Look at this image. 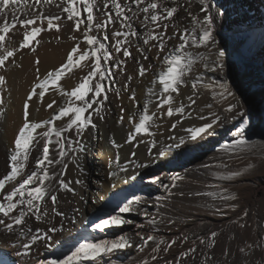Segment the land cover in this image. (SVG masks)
I'll return each instance as SVG.
<instances>
[{
    "label": "snow or ice",
    "instance_id": "obj_1",
    "mask_svg": "<svg viewBox=\"0 0 264 264\" xmlns=\"http://www.w3.org/2000/svg\"><path fill=\"white\" fill-rule=\"evenodd\" d=\"M21 2L31 9V12L23 11V19H19L21 9L18 5ZM51 3L52 0H43V4ZM78 5L82 6L83 12L86 13L85 18H81ZM37 6H41V0H35L34 3H30L29 0H0V21H2L0 22V53H2L0 54V68L6 66V61L10 57H14L16 51L30 47L31 41L41 33L40 26H30L36 25L38 20L41 23L46 20L47 29L56 28L59 31L60 25L54 24V21L61 20L65 13L66 19L73 23V31H79L86 19L87 26L83 31V40L87 43L88 49L81 53L79 43H77L69 52L66 63L54 72H48L43 81L33 87L23 105V124L14 139V146L7 150L9 171L0 177V230L13 241L9 246L15 250V256L20 264H33L32 249L37 245V242H41L50 251V242L54 240L53 234L63 231L67 213L60 209L61 201L58 198L60 193H70L73 197L78 196L79 201L87 203L85 196L79 194L73 186L74 184L78 185L81 190H86L87 187V172L82 165V155L86 150L84 133L89 128H96L93 123V115L104 119L101 113L105 109V102L109 99L107 93L115 92L119 97V91L111 86L115 83L116 75L113 69L122 72L126 61L117 59L116 56L122 53L124 58L135 59L130 51L133 45L136 52L145 61L149 60L147 53L152 48H157L156 60L161 63V70L154 73L152 87L147 89V93L156 98L157 111H160L165 105L168 106L166 112H160L161 117L176 115L183 118L185 116L184 104L181 103L178 107H173V94L179 95L180 87L187 86L189 81L193 94L203 85L212 89L214 99L219 97L228 103L220 112L213 111L212 104L205 105V108L209 110L208 114L197 115L196 118L206 122L202 126L185 129L187 135H181L178 138L170 136L168 139L174 141L173 143L157 142L152 139L148 146L149 159L144 162L128 160L122 166L117 154L115 159L117 170L108 172L109 180L119 179L125 184L135 181L140 169L157 164L170 156L174 150H179L189 143L198 142L206 135H214L216 128L236 120H240L241 126H236L230 131L231 139L223 142L218 151L229 156H240L246 153L264 154V140L257 143L259 138H250L247 135L248 130L242 127L246 121L251 126V118L244 102L231 88L230 81L220 77L211 79L208 84H205L203 74H197L195 78L190 76L197 63L202 64L204 72L216 74L226 72L227 46L224 39L220 37L226 12L218 4H215L214 0H66V6L62 7L60 14L47 16L43 11L37 13ZM57 7L59 8L61 5L58 4ZM194 8L198 10L194 11ZM181 10L186 13V16L179 17V21H186L183 24L174 19ZM9 14H11L10 22ZM136 22L140 25L139 29L134 27ZM17 23L25 29L23 40L17 49H8L6 40L10 41L11 39L8 34ZM116 25L118 28L111 31L112 39L109 41V28ZM261 27H264V22L261 23ZM170 28L172 29L171 34H169ZM251 29L252 24L246 19L234 21L229 28L232 33L231 38L241 56L248 44L247 33ZM93 32L96 35L90 34ZM101 33H103L102 36ZM70 39L76 40L77 38L70 36ZM200 48L206 49V52L190 51V49ZM31 50L35 51V48H31ZM89 58H92L91 70L81 79L80 83L70 92L59 89L62 97H68L66 103L62 106L53 99L47 105L48 109H53V106L56 105L54 110L56 114L49 120L30 121L29 101L33 99V96L42 102L49 85L56 86L66 71H71L74 66L79 67L81 62L87 61ZM110 61L111 64H109ZM136 63L139 66L140 77H144L154 66L151 63L145 66L139 60ZM132 79V76L127 77L128 82ZM5 84L6 78L0 75V86ZM157 84L159 85L158 91L156 90ZM127 87L126 83L125 88ZM37 88L40 89L39 92H37ZM129 99L135 101L134 90H132ZM187 99L190 101L188 108H191L196 101L192 96H188ZM2 104L3 99H0V105ZM93 105L96 107L94 108ZM148 109L149 103L146 102L141 112L133 113L134 116H139V122L135 124L134 132L154 137L155 134L150 128L154 123L153 117L156 116V112L149 114ZM120 111L123 114L124 109L121 108ZM200 112L203 113L204 108L200 109ZM3 115H5L4 109L0 107V116ZM187 115L191 116L192 113L188 112ZM64 118H68L67 123L62 127H57L55 121ZM129 119L131 121L132 117L130 116ZM122 121L123 115L119 122ZM179 123H181L180 119L171 127L176 128ZM45 127V131L37 133L38 129ZM134 138V135L129 133L126 142L131 143ZM110 142L113 147H120L114 139ZM153 149L156 151L154 152ZM135 155L133 151L132 156ZM70 164L77 169V176L74 180L65 179ZM129 164L132 166L131 170ZM253 167L254 165L249 164L243 170L230 171L227 170L228 165L223 160H219L215 164L202 163L200 168L208 170L207 174L216 182L206 184L207 190L190 191L187 195L205 198L201 207L213 209L216 214H223L221 213L222 208L235 210L237 205L229 202L235 201L237 194L224 186L223 182L241 177ZM109 168H112L111 163ZM213 168L227 171H213ZM130 171L131 174H129ZM187 171L185 169L184 173L168 175L167 182H163L165 178L162 176L151 177L149 182L157 184L163 190V194H157L154 198L149 197L146 200L128 199L118 205L117 210H114L113 213L108 214L105 218H100L91 225L92 232L103 233L112 228L123 229L126 225L136 224L130 218L136 215L142 218V222L136 224L134 232L121 231L112 238L85 239L63 253L61 257L41 259L35 264H105V261L108 264H124V261L118 260L117 253L129 249L144 253L149 245H151L150 252L135 264H153V262L159 264L158 258L163 259L178 240L182 245L189 241L190 236L181 234L173 237L171 241L159 236L160 226L172 225L175 221L161 215L159 211L151 213L147 207H142V205H149L159 210L165 208L173 197H184L186 195L184 191L174 190L179 188V182L185 179ZM122 173L123 175H121ZM8 185H11V189L5 191ZM112 187H115V184ZM72 211L74 214L79 213L80 208H73ZM13 213L15 214L13 215ZM247 216L248 210L245 209L242 216L232 220L231 223L243 228L245 224L241 223V220ZM57 217L61 218L58 222H56ZM33 220L37 225L45 227L33 229ZM145 228L148 229L147 235L144 232ZM218 235V231L211 230L208 236H198L199 244L203 246L199 252L196 239H193L192 247L180 252L175 257V264H188V258L195 261L197 255L201 257L200 264H214L209 253L215 246V238ZM255 247L261 251L260 257H253L254 246L251 244L239 248V252L244 257L241 264H264V248L261 245ZM223 255L227 258L228 251L225 250ZM0 264H7V262L0 261ZM163 264H174V262L173 260H163Z\"/></svg>",
    "mask_w": 264,
    "mask_h": 264
},
{
    "label": "bare ground",
    "instance_id": "obj_2",
    "mask_svg": "<svg viewBox=\"0 0 264 264\" xmlns=\"http://www.w3.org/2000/svg\"><path fill=\"white\" fill-rule=\"evenodd\" d=\"M29 2L34 3L35 0H29ZM256 2L264 8V0H256ZM214 3L218 4L220 8L226 12L223 28L220 30V37L224 39L228 52V55L225 57L227 61L226 72L221 74L204 72L202 64L197 63L190 76L191 78H195L197 74H203L205 76V84H208L210 80L214 78L223 77L229 80L231 88L244 102L249 117L251 119L252 117L258 118L259 114L264 116V107L258 106L259 101L264 98V51H260L259 49L261 44L264 43V31H260L262 28H257L251 30V33H247L249 37L248 44L246 45L243 56H241L231 38L232 33L229 28L233 25L234 21L238 20L246 19L251 23V18L248 19V16L245 17L244 14H240L238 10L234 9L231 4L228 3V0H214ZM58 4H60L61 7L58 8ZM41 6L36 7L37 13L43 11L46 16L60 14L62 12V7L66 6V0H52L51 4H43V0H41ZM18 7L21 9L19 19L24 18L23 11L31 12V9L24 6L22 2ZM78 7L81 11V18H85L86 13L83 12L82 6L78 5ZM195 10L198 9L194 8V11ZM232 14H237L238 20L230 18ZM180 16H186V13L181 10L174 19L181 24L185 23L186 21H179ZM10 21L11 14H9V22ZM54 24L60 25L59 31H57L56 28L51 30L47 29L46 20L43 21V23L38 20L36 25L30 26H40L42 29L41 33L31 41L30 47L16 51L14 57H10L9 60L6 61V66L0 68V75L6 78V84L0 86V99H3V104L0 105V107H2L5 112V115L0 116V177L9 171L7 168V150L14 146V139L18 134L19 128L23 124V105L25 100L31 93L33 87L43 81L48 72H54L59 69L61 65L66 63L69 52L79 41L77 40L78 37L83 36V31L85 29L84 25L87 26L85 19V23L81 25L80 30L73 31V23L66 19V13L63 14L61 20L54 21ZM134 27L139 29V23H134ZM115 28H118V25L109 28V41L112 39L111 31L115 30ZM24 31L25 29L17 23L8 34L11 39L10 41L6 40V47L8 49H17L23 40ZM171 31L172 29L170 28L169 34H171ZM90 34L96 35L95 32ZM100 35L102 36L103 33ZM70 36H74L77 39H70ZM140 43L141 47H143L142 42ZM31 48H35V51H32ZM87 49L88 48H79V51L82 53ZM130 51L132 57L135 59L131 57L124 58L122 53L116 56L117 59H125L126 62L122 72L113 69L116 75L114 77L115 83L111 86L117 89L120 94L121 92H127L128 95H131L132 90L135 91V94L140 99L139 106L135 109L136 113L143 110V106L146 102L150 105L151 100H155V105L149 106L148 111L149 114L156 112V116L153 117L154 123H152L150 128L155 135L154 137H150L146 134L135 135L134 130H131L130 133L134 135L135 139L131 143L126 142L129 131L125 129V125L122 126L118 121V115L119 112H121L120 109L124 106V101L121 100L120 97H117L115 92L107 93L109 99L105 102V109L101 113L104 119H100L99 116L93 115V123L96 125V128H89L84 133L83 139L86 150L82 155V165L87 172L86 190H81L78 185H73L79 194L85 196L87 203L79 201L78 196L73 197L70 193L59 194L58 198L61 201L60 209L67 213V219L64 220L63 231L53 234L54 240L50 242V251L46 249L41 242H37V245L33 246V254L31 257L33 264L41 259L59 258L63 253L69 251L73 246L85 239L112 238L121 231L134 232L136 230V224L142 222V218L136 215L130 217L136 224L126 225L123 229L112 228L103 233L98 231L92 232L91 225L100 218H105L108 214L113 213L114 210H117L118 205H121L128 199L139 198L141 200H146L149 197L154 198L157 194H163V190L157 184L149 182L151 177L162 176L165 178L163 182H167L168 175L172 173H184L185 169L188 170L187 173H185V179L179 182V188L174 190L184 191L186 193L184 197H173L165 208L159 210L149 205H142V207H147L148 211L151 213L159 211L161 215L175 221L172 225L165 224L160 226L159 236L169 241H171L173 237L180 236L181 234L190 236L189 241L182 245L178 240L163 259L158 258L159 264H163V260H173L175 264V257L180 252L192 247L193 239H196L199 252L203 246L199 244L197 237L200 235L208 236L211 230L219 232V235L215 238V246L209 253L213 258L214 264H217V262L218 264H241L244 257L243 254L239 252V242L243 237V232L239 225L232 224L231 221L242 216L245 209L248 210V216L241 220V223H249V233L251 237L249 244L254 246L253 257H260L261 251L255 246L261 245V247L264 248V178L241 176L232 181L223 182L224 186L237 194V199L229 202L231 204H236V209L231 210L222 208L221 213L223 214H216L213 209L201 207L205 198L189 197L187 195L190 191L207 190L205 188L206 184L216 182L207 174L208 170L200 168L202 163L208 162L215 164L219 162V160H223V162L228 165L227 170L234 171L238 166L236 163L238 160L248 157L251 154H260L246 153L240 156H229L228 154L218 151L223 142H227L231 139L230 131L236 126H241L240 120L222 125L216 128V133L214 135H206L204 139L198 142H192L179 150H174L170 156L159 161L157 164L140 169L139 175L135 181L125 184L119 179L109 180L107 178V174L110 170H117L115 163L117 154L120 157L122 166L125 161L128 160L144 162L149 159L148 146L152 139H155L157 142L173 143L174 141L168 139L170 136L178 138L181 135H187L184 131L185 129L202 126V124L206 122L196 118L197 115L208 114L209 110L205 108V105L212 104V110L216 112H220L223 107L227 106L226 102L222 101L219 97L214 99L212 96V89L204 87L203 85L193 94L191 82L189 81L187 86L180 87L179 95L173 94V107H178L181 103L184 104L185 116L183 118L176 115L173 117H161L160 112H166L168 106L165 105L160 111H157L156 98L147 93V89L152 87L151 82L154 79V73L161 70L160 61L155 60L157 49H153L147 53L149 56V60L147 61L140 57L139 53L134 49V45L130 48ZM190 51L206 52V49H190ZM234 54H236V57H233ZM137 60L145 66L149 63L154 65L150 71H148L144 77H140L139 80V66L136 63ZM233 60L235 61L234 63L232 62ZM37 61L39 62L37 63ZM109 64H111V61ZM91 65L92 58H89L87 61L81 62L79 67L74 66L71 71H66L56 86L49 85L48 91L42 102L36 96H33V99L29 101V120L41 122L51 119L52 116L56 114L54 111L56 105L53 106V109H48L47 105L55 99L58 104L63 106L68 100V97H62L59 89L70 92L91 70ZM37 69H39V72H37ZM128 76L133 77L130 82L127 80ZM229 76H232V78ZM126 83L128 84L127 88H125ZM156 90H159L158 84L156 85ZM39 91L40 89L37 88V92ZM188 96H192L196 101L191 108H188L190 103L187 99ZM249 102H253V106H250ZM120 103H122L121 106ZM93 107L95 108L96 105H93ZM202 108H204L203 113L200 112ZM188 112H191L192 115L188 116ZM178 119L181 120V123L177 124L176 128H172L171 125L176 123ZM67 120L68 118H64L63 120L55 121V124L57 127H62L67 123ZM242 127L247 130L250 128L247 121ZM45 130L46 127L38 129L37 133ZM69 135H71V133H69ZM247 135L250 138H259L257 143H259L260 140H264V134H253L250 129L247 131ZM112 139H114L120 147H113L110 142ZM140 141L143 142L141 143ZM211 142H213L212 146ZM133 151L136 154L135 156H132ZM153 151L155 152L156 149H153ZM33 155H35V153H33ZM90 162L94 164V169H91L89 166ZM110 163L112 164L111 169L109 168ZM128 166L131 170V164ZM212 170L227 171L216 168ZM129 174H131V171ZM121 175H123V173ZM76 176L77 169L74 165L70 164L65 179L74 180ZM113 184H115V187H112ZM10 189L11 185H8L5 191ZM68 201H71V203H68ZM77 207L80 208V212L74 214L72 209ZM14 214L15 213H13V215ZM73 216H75V219H73ZM60 219V217H57L56 222ZM32 226L33 229L36 227H45L44 225H37L34 220ZM57 226H59L58 223ZM144 232L147 235L148 229L145 228ZM12 242L11 239H8L7 234L0 230V261H6L7 264H20L18 258L15 256V250L9 246ZM150 248L151 245L145 249L144 253L129 249L125 252L117 253V257L118 260L124 261V264H135L136 261L147 256L150 252ZM225 250L229 253L227 258L223 255ZM200 261L201 257L199 255H197L195 261L188 258V264H200ZM105 264H108V262L105 261ZM153 264H156V262H153Z\"/></svg>",
    "mask_w": 264,
    "mask_h": 264
},
{
    "label": "rangeland",
    "instance_id": "obj_3",
    "mask_svg": "<svg viewBox=\"0 0 264 264\" xmlns=\"http://www.w3.org/2000/svg\"><path fill=\"white\" fill-rule=\"evenodd\" d=\"M228 3L231 4V6L234 9L238 10L240 14H244L245 17L248 16V19L251 18V20H252V22L250 23V24H252L251 30H253V29L255 30L257 28H259V29L262 28L260 31H264V27L260 26L261 25L260 23L264 22V8L260 4H258V2H256V0H228ZM247 3H250V4H247ZM230 18L238 20L237 14H232L230 16ZM84 27L86 28V25H84ZM251 32L252 31H249L248 33H251ZM253 36H255V35H253ZM77 40H79L77 42V43H79V48H84V49L88 48L87 43L83 40V36L78 37ZM134 49L136 50L135 46H134ZM153 49H157V48H152L151 50H153ZM259 49H260V51H264V43L261 44ZM110 50H112V49H110ZM235 55L236 54H234L233 57H236ZM155 60H156V58H155ZM232 62L234 63L235 61L233 60ZM229 77L232 78V76H229ZM139 78H140V76L138 77V80H139ZM218 90L219 89H217V91ZM129 96L130 95H128L127 92H121V94L119 92L120 99L124 101V106H123L124 111H123V114L121 112H119L118 121L120 120L121 115H123V121L119 122V123L122 126L125 125V129L128 130L130 133L131 130L132 131L134 130L133 127H135V124L139 122V117H137L138 115L134 116L133 113H136L135 109L139 106V102H140L139 100L140 99L136 95L135 101H132L128 98ZM155 103H156L155 100H151V103L149 106H152V105L154 106ZM227 103L228 102H226V105H227ZM249 103H250V106H253L252 105L253 102H249ZM121 104L122 103H120V106H121ZM258 106L264 107V98L261 101H259ZM148 111H149V109H148ZM130 116L132 117L131 121L129 119ZM263 117L264 116L260 115V114L258 115V118L252 117L251 126L249 129H250V131L253 132V134H256V133L257 134L258 133L264 134V118ZM213 142H211V146H212ZM214 147H215V145H214ZM236 163L238 166L234 169V171L243 170V169L247 168V166L249 164L254 165L252 170L248 171L245 175H242V177L264 178V154H251L248 157H244V158L238 160ZM93 165L94 164H92V162H90L89 166L91 167V169H94ZM244 224H245V227L242 228L243 237H242L241 241L239 242V248L246 247L250 243L251 237H250V233H249V223L244 222Z\"/></svg>",
    "mask_w": 264,
    "mask_h": 264
}]
</instances>
